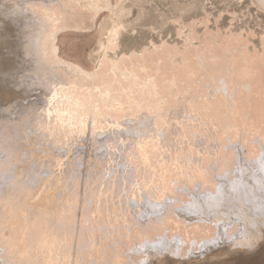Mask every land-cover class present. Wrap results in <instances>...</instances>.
I'll return each mask as SVG.
<instances>
[{"label": "bare ground", "instance_id": "bare-ground-1", "mask_svg": "<svg viewBox=\"0 0 264 264\" xmlns=\"http://www.w3.org/2000/svg\"><path fill=\"white\" fill-rule=\"evenodd\" d=\"M76 1L78 6L94 13L95 17L104 10V0ZM74 2H32L34 15L43 13L46 20L47 16L51 19L45 27L46 40L50 45L57 38L58 31L68 29L65 19L75 16ZM107 2L106 8L114 13L110 1ZM49 23L52 24L51 29ZM111 33L113 37L108 41V48L115 47V39L119 35L116 28ZM38 40L36 37L35 41ZM62 64L73 71L81 83L88 85L90 82V87L72 88L66 79L54 77L51 67H41L39 78L44 80L36 82L34 94L40 93L43 101L41 99L40 103L41 97H38L39 100H31L28 105L23 103L18 118L2 124L0 149H5L8 155L0 159V264H138L144 256L140 255L138 259L136 253L146 250L153 252L156 258H162L158 259L160 264H164L163 257L169 264L176 262L173 258H189L202 263V260L212 257L258 247L264 236V139L251 140L256 136V132L252 133L256 120L250 114L247 118L249 128L228 121L232 113L240 115L248 107L252 112V97L258 91L253 71L247 68L248 79H242L245 81L241 83L238 76L234 78L238 74L236 68L229 67L227 77L220 81V89L209 87V83L206 87L209 95L201 99L194 96L198 93L192 95L187 90V97H180L188 101L187 106H183L180 98L177 105L170 106L169 98L163 95L165 87L163 89V84L148 72L145 62L128 66L112 64L109 81L97 72L91 74L73 63L63 61ZM239 76L243 77L242 74ZM175 82L170 84L174 89ZM214 94L218 95L220 107L224 108L225 129L222 128L223 122L213 116L215 109L209 101L217 100ZM176 96L179 97L177 92L171 94L173 98ZM125 113L136 118L143 113L140 119L149 116L150 119L140 121V129H136L142 135L153 129L161 133L159 128H165V132L158 135L157 142L143 146L136 144L140 146L137 148L141 155L136 154L147 162L152 156L154 161L158 157L159 170L156 171V167L154 174L147 171L146 164L142 169L134 166L131 142H125L122 148L119 146L118 151L115 149L117 146H113L115 143L109 142L136 134L121 131V127L126 125L120 120ZM179 119H182L184 127H178ZM101 120L115 128L108 142H104L109 143L105 150L107 157L101 156L102 160L105 158L104 164L100 158L99 165L93 164V167L91 163L95 160L94 156L91 157L95 155L96 148L100 149L96 147L97 143H93L98 141V134L90 140L96 145L95 152L92 149L93 153L89 155L91 157H85V152L81 155L82 151L77 153L83 159L88 158L89 167L83 161H77L75 155L72 161L73 158L76 161H66L64 156L70 151L69 142L74 140L73 136L82 138L89 121L93 122L95 129L100 128L97 125H102ZM203 126L216 138H212L214 141L210 142V135L209 140L198 131ZM184 128L189 133L194 129L195 135H192L195 140L190 142L188 138L185 143V139H180ZM221 128L227 133L234 130L241 141L236 143L227 139L229 143L221 144L217 140ZM258 135L260 139L264 138L262 134ZM22 138L26 144L20 141ZM146 138L150 141L147 135ZM36 140H41L47 150L43 151L41 147L39 152L38 146L34 145ZM38 152L43 157V160L38 158L41 163L36 158L34 161L39 164L28 165L29 159L37 157ZM125 160L127 169L121 164ZM116 174L120 177L115 180ZM249 237L255 246H241L248 242ZM144 238L147 241L142 243L143 247L135 243ZM123 246L127 249L126 254ZM200 254L202 256L199 257ZM143 259L142 264H158L155 262L157 259L149 263V259L147 263Z\"/></svg>", "mask_w": 264, "mask_h": 264}, {"label": "rangeland", "instance_id": "rangeland-1", "mask_svg": "<svg viewBox=\"0 0 264 264\" xmlns=\"http://www.w3.org/2000/svg\"><path fill=\"white\" fill-rule=\"evenodd\" d=\"M37 1L38 0H0V143L3 135V122L16 120L22 110L23 103L28 105L31 100H39L38 97H41L40 103L41 99L43 101V96H41L40 93V96L34 94L35 87L38 84L36 82H42L44 80V78H42L43 80L40 79L41 77L39 78L40 74H42L38 73L39 69H42L41 67H48L49 69L51 67L54 77L56 75L57 77L59 76L66 79L72 84V88L82 86L84 89H88L90 87V82L88 85L81 83L76 74L62 64L63 61L78 65L91 74L97 72L103 76L106 81H109L112 77V64L119 65L120 63L123 66H128L131 63H136L138 65L145 62L148 66V72L163 84V89L165 87L163 95L169 98L171 103L170 106L177 105L178 98L182 96L187 97V92H189L187 90H190L192 95L198 93L199 95L197 94L194 96L200 97L201 99L208 93L206 87L209 83L211 84L209 87H215L214 89L217 90L220 89V81L227 77L229 67L236 68L238 74L234 78L238 76V79H241V83L245 81H242V79H248V71H253L254 80L258 81V91L256 95L252 97L251 102L254 104L252 112L249 111L248 107L247 109H243L240 115L234 116L233 113L229 115L228 121L235 122L243 128H249L247 118L250 114L251 117L256 120V127L253 128L252 131V133L256 132V134H254V136H256L251 137L253 138L251 140L256 139L258 141H263L264 138L260 139L261 136L258 134L260 133L264 137V0H107L110 1L114 13L106 8V5L109 3L104 0L102 3L104 10H101V13L96 17L94 13L88 12L81 6H78V1L75 0V2L72 3L73 9L76 10L75 16L72 19L71 17L65 19L68 29L58 31L57 38L51 42V45L47 43V32L45 31V27L51 19L47 16L46 20V15L43 13L34 15L33 11L35 10H33L34 7L31 6H33L32 2ZM60 1L63 2V0ZM72 1L74 0H71V2ZM106 2L108 4H106ZM22 5L25 6L24 9ZM24 10L26 13H24ZM20 15H22L24 19L21 18ZM49 26L51 29L52 24L49 23ZM115 28L119 32L117 38L115 37V43L118 44H115V47L110 45L112 48H108V41H110L111 36L113 37L111 32L115 30ZM36 37L40 40L35 41ZM232 60L236 62L233 64ZM227 64H230V66H226ZM234 65H236V67ZM239 68L241 71H239ZM138 70L140 69L138 68ZM141 71L143 72V70ZM241 74L243 77L239 76ZM234 80L237 81L236 79ZM175 81L177 84L174 89L170 84ZM233 83L235 82L233 81ZM33 85L35 86L32 87ZM175 92H177L179 97H171V94ZM208 95L209 94H207V96ZM213 97L217 99L215 101H209L213 104V109H215L213 110V116L219 122H223L222 114L224 108L220 107V98L218 95L214 94ZM180 101H183V106H187L188 101H186V99H181ZM141 114L137 118L130 116V113L121 115V122L127 125V128L125 127L126 125H123L124 127H121V131L123 130L125 132L128 131L127 133L132 132L136 134L133 137H125L123 140L117 139L118 141H116V139H114V141L110 140L109 142H112L110 144H116L113 146H117L115 148L117 151L118 147L120 146L119 148H122V144L125 142H131L133 145V158H135V162L133 161L134 166H139L138 168L141 167L142 169L146 164L147 166L145 168L147 171H149L150 174H154L159 170L158 157H155L154 161L152 156L151 158L153 159L150 158V161L147 162L144 157L141 156L143 158L142 162L144 163V165H142L143 163L140 161L141 157L139 156L141 154H139L140 151L137 147H140L138 146L139 144L143 146L150 142V144L157 142L160 138L158 135L160 136V134H163L165 128H159L162 131L161 133L159 132L160 130L153 129V131H150L148 134L143 133L142 135V133L138 131L141 126L140 121L144 119L146 121L150 118H148L149 116H142V119H140ZM185 115H188V113ZM100 122H102V120ZM177 122L178 121H176V123ZM179 122L180 124L177 123V126L179 124L178 127H184V123H181L183 122L182 119H179ZM88 124V127H85L88 129L85 130V134H83V137L81 136L82 138L76 135L73 136L75 142L71 140L72 138L70 139L71 142H69V144L71 148H74V151L72 152L71 148H69L71 152H66L69 155L66 154L64 157L66 161H68V159L72 161V157L75 155L74 158H76L77 161H83L86 167H89L91 163L94 167V165L97 166L96 164H100L99 160H101L102 163L107 157L105 150L109 143H105L108 142L107 139L111 138L115 128L113 129V125L107 121L102 122V125H100L101 123L99 125L96 123L97 126H101L100 128L96 127L97 129H95L93 122L91 124V121H89ZM223 125L224 122L222 128H224ZM171 126L170 124V127ZM204 127L205 126L201 127L198 131L205 134V136H207L206 138L210 135L209 137H211V139H216L212 133L209 134V130L208 132L207 130L205 131ZM137 128L138 130H136ZM222 128L217 135V140L221 144L229 143L226 142L227 139L234 140L236 143L237 141H241L238 136H236L234 130L228 131L229 133H227L226 130L223 131L225 128ZM185 130L186 132L184 133ZM192 130H190L191 133H189L187 129L184 128V135H182L183 133L181 132L180 139H185V143L187 140L189 141V139L190 142L195 140L194 129ZM36 132L40 133L41 131L37 130ZM224 132H226V135H223ZM193 133L194 135H192ZM95 134H98L96 137L98 141L96 142L94 140ZM92 135H94V137ZM146 135L150 141H147ZM91 137L92 139L94 138V142L90 141L92 140ZM23 138L20 140L21 142L24 141ZM83 138H85L86 142H84L85 140ZM154 139H156V141ZM213 139H209L210 142L214 141ZM82 140L83 142H81ZM99 140L103 143L105 142L104 144L106 146H104L103 143L99 145V143H101ZM92 142L95 144L97 143L96 145L98 146H95L100 149H97ZM18 143L22 145L19 141ZM23 143H25V141ZM79 143L81 144L80 146ZM35 144L39 147L36 146L39 152L41 147L44 148L42 149L43 151L47 150V147L44 146L41 140H36V142H34V145ZM136 144L138 145L136 146ZM90 145H92L91 148H89ZM94 147L97 150L96 152ZM89 149L91 150L90 152ZM92 149H94L95 155L91 154V157L89 155L93 153ZM62 151H66V148H62ZM79 151H82L81 155L85 152V157L89 156L93 158L94 156L93 159L95 160L93 161L92 159L91 161L93 162L90 163V161L87 160L89 157H84V159L89 161L87 163L81 155H78L80 153ZM39 152L37 157L35 156L34 159L33 157L29 159L30 164L28 165L31 166L41 163L40 160H43V157ZM7 155L8 153L5 149H0V159H3L4 156ZM101 156L106 157L102 160ZM36 158H40V160H37L39 163L34 161ZM74 158L73 160L76 161ZM129 161L130 160H128V162ZM124 163L127 165L126 160L121 162L122 165ZM126 165L124 164V166ZM149 165L152 169L148 168ZM156 167H158L157 170ZM118 172L119 171L116 173ZM118 174L114 175L113 178H118ZM175 235L179 234L175 233ZM261 238L263 241L258 247L252 250L250 249L249 251L235 252L231 255H224L221 257H212L202 260V263L201 261L197 262L189 258H173L174 261L178 262H173V264H189V262L191 264H203L204 262L205 264H264V236ZM145 240L146 238L142 241H135V243L143 247L142 243L145 242ZM135 243L133 245H135ZM126 247L128 248V246ZM123 249V251H125L124 254H126L127 249L125 247ZM147 252L153 257L149 256ZM152 253L146 250L144 253L140 252L136 254H138V259L140 255L141 257L144 256V259L142 257L143 262L145 261L147 263L149 259V263L157 259L155 262L160 264V260L158 261L160 257L157 256L156 258V255ZM110 254H113V251H111ZM188 254L189 252L187 255ZM201 254L199 257L203 255ZM184 256H186V254ZM231 257H235L236 259H234L236 261L231 259ZM142 259L140 260L141 263H138V261H136V263L142 264ZM160 259L162 260V258ZM163 259L164 264H169L166 257H163ZM222 260H224V262H222Z\"/></svg>", "mask_w": 264, "mask_h": 264}, {"label": "snow or ice", "instance_id": "snow-or-ice-1", "mask_svg": "<svg viewBox=\"0 0 264 264\" xmlns=\"http://www.w3.org/2000/svg\"><path fill=\"white\" fill-rule=\"evenodd\" d=\"M241 246L251 248V247H254L255 245H254V243H252V238L249 237L248 242L246 244L241 245Z\"/></svg>", "mask_w": 264, "mask_h": 264}]
</instances>
